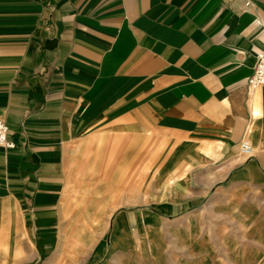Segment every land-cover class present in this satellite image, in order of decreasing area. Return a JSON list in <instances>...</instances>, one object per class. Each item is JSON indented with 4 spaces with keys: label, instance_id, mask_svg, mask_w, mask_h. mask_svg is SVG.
Instances as JSON below:
<instances>
[{
    "label": "crops",
    "instance_id": "obj_1",
    "mask_svg": "<svg viewBox=\"0 0 264 264\" xmlns=\"http://www.w3.org/2000/svg\"><path fill=\"white\" fill-rule=\"evenodd\" d=\"M263 49L264 0H0V116L16 142L0 147L4 258L84 187L169 184L166 211L226 179L263 190L264 86L249 90Z\"/></svg>",
    "mask_w": 264,
    "mask_h": 264
},
{
    "label": "rangeland",
    "instance_id": "obj_2",
    "mask_svg": "<svg viewBox=\"0 0 264 264\" xmlns=\"http://www.w3.org/2000/svg\"><path fill=\"white\" fill-rule=\"evenodd\" d=\"M241 182L222 180L209 199L180 211L164 208L177 199L165 193L169 184L141 181L139 196L81 188L56 226L37 231L28 222L29 241L12 244V260L0 241V264H264V189ZM43 234L54 242L42 244Z\"/></svg>",
    "mask_w": 264,
    "mask_h": 264
},
{
    "label": "built area",
    "instance_id": "obj_3",
    "mask_svg": "<svg viewBox=\"0 0 264 264\" xmlns=\"http://www.w3.org/2000/svg\"><path fill=\"white\" fill-rule=\"evenodd\" d=\"M264 86V49L258 53L254 72L249 79V90L255 91ZM0 147L5 150H12L16 148V142L11 138L10 129L5 120L0 116ZM240 153L249 158L254 154L249 139H244L240 144Z\"/></svg>",
    "mask_w": 264,
    "mask_h": 264
}]
</instances>
